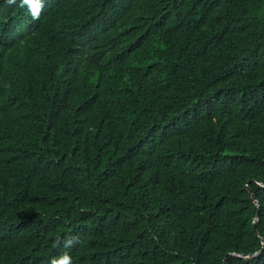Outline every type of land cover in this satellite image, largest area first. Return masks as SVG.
<instances>
[{"label": "trees", "instance_id": "trees-1", "mask_svg": "<svg viewBox=\"0 0 264 264\" xmlns=\"http://www.w3.org/2000/svg\"><path fill=\"white\" fill-rule=\"evenodd\" d=\"M36 4L0 0V264H264V0Z\"/></svg>", "mask_w": 264, "mask_h": 264}, {"label": "clouds", "instance_id": "clouds-1", "mask_svg": "<svg viewBox=\"0 0 264 264\" xmlns=\"http://www.w3.org/2000/svg\"><path fill=\"white\" fill-rule=\"evenodd\" d=\"M15 0H8V3H14ZM33 2L36 3V0H23V4H26L29 6V9L33 15V18H38L39 16V9L36 7L35 10H33L32 4ZM76 243H79V238L78 237H72L69 236L66 239H64L62 242L57 239V241L54 243L55 247H61V244L64 249H69L73 247ZM50 264H72V257L69 254L68 251H62L61 254L58 257H53L50 261Z\"/></svg>", "mask_w": 264, "mask_h": 264}, {"label": "water", "instance_id": "water-1", "mask_svg": "<svg viewBox=\"0 0 264 264\" xmlns=\"http://www.w3.org/2000/svg\"><path fill=\"white\" fill-rule=\"evenodd\" d=\"M249 191H250V190H249ZM250 193H251V191H250ZM252 198L255 200L256 205H257V206H260V201H259V200H256L255 197H254L253 195H252ZM258 216H259V214H257V217H258ZM257 217H256V218H257ZM256 232H257L258 236L261 237V238L264 240L263 236H262L261 234H259V232H258L257 230H256ZM263 252H264V250L259 251V252L255 253V254H252V255H249V256L239 255V254H234V253H232V254H230V255H232V256H236V257H239V258H250V257H258V256H260L261 254H263ZM223 264H226V262L223 261Z\"/></svg>", "mask_w": 264, "mask_h": 264}, {"label": "snow or ice", "instance_id": "snow-or-ice-1", "mask_svg": "<svg viewBox=\"0 0 264 264\" xmlns=\"http://www.w3.org/2000/svg\"><path fill=\"white\" fill-rule=\"evenodd\" d=\"M32 7H33V10H35L37 7V4L35 2H33Z\"/></svg>", "mask_w": 264, "mask_h": 264}]
</instances>
